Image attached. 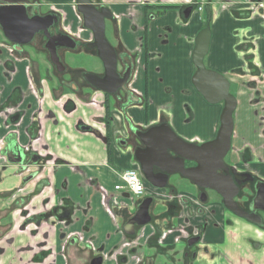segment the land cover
I'll return each mask as SVG.
<instances>
[{
    "label": "crops",
    "instance_id": "obj_1",
    "mask_svg": "<svg viewBox=\"0 0 264 264\" xmlns=\"http://www.w3.org/2000/svg\"><path fill=\"white\" fill-rule=\"evenodd\" d=\"M34 1L43 8L62 11L65 29L79 31L81 21L74 0ZM95 1L112 13L110 40L120 41L136 55L130 89L141 99L117 107L100 92L61 96L55 83L43 75L42 69L50 68L45 54L36 52L38 58L27 51L17 54L0 42V264H89L100 254L103 264H131V259L120 258L142 256L148 240L162 234L161 238L166 237L162 243L172 245L178 232L166 236L161 220L138 228L135 238L126 242L119 220L131 213L132 198L114 187L121 183L126 169L137 165L130 148L119 140L162 117L188 142L203 143L216 135L222 104L210 105L191 82L195 71L191 54L203 19L194 7L184 18L182 8L193 0ZM214 1L204 64L235 87L230 158L237 162L248 149L250 163L242 166L264 179V20L250 18L245 4L233 2L244 0H229L224 5ZM151 6L174 7L160 9L146 20L144 12ZM85 32L81 34L86 38ZM253 38L254 71H260L263 79L256 82L255 77L235 73L245 66L236 47L243 48ZM17 113L19 118L12 119ZM82 125L90 129L84 130ZM22 148L27 149L26 155L14 162L9 152ZM34 155L37 161L30 163ZM109 198L118 203L114 216ZM21 203L24 216L13 209ZM67 205L71 208L68 219L59 220ZM209 210L198 214L191 203L182 210L187 214L186 223L175 220L176 230L208 220L203 224L201 242L207 251L201 264H264V245L257 250L249 243L255 239L250 224L228 226L225 212L216 206ZM162 214L160 211V219ZM29 215L47 220L29 222Z\"/></svg>",
    "mask_w": 264,
    "mask_h": 264
},
{
    "label": "flooded vegetation",
    "instance_id": "obj_2",
    "mask_svg": "<svg viewBox=\"0 0 264 264\" xmlns=\"http://www.w3.org/2000/svg\"><path fill=\"white\" fill-rule=\"evenodd\" d=\"M193 0V4H188L183 6L182 11L189 5L192 6V8H195ZM16 3H22L26 7V12L28 17L38 15V16H48L46 17L47 22V28L45 30H40L34 34L32 39L27 44H17L9 41L2 32L1 26H0V40H2L3 43L8 44L12 51L19 54L21 52H26L27 48L30 47L31 52H38L45 54L47 57L48 63L50 65V75L47 78V74H45L46 79H50V81L55 83L56 89L60 94H62L65 90V88H68L72 90L73 93H82L84 94L85 91H89L91 93L94 92H100L105 97H109L112 99V102L115 106L119 107L123 104L132 103V102H139L141 97L135 94L130 89V82L132 79V75L135 69V62H136V55L134 53L128 52L123 46L120 44V41H118V44L111 42L107 39L106 33L105 37L108 40V42L112 45L115 52V58H116V73L118 74V77L121 79L123 76L128 75V78L126 82L124 83V86L118 87L117 90L113 94L105 93L102 91H99L95 89L94 86H92L85 78L86 74H94L99 77H102L104 75V65L103 62L100 60V58L97 56L96 49L94 47H90V45L93 43L94 38L91 31L84 28L81 21V16L76 10V1L74 0L73 8L76 12L77 16L79 17L81 24L79 26V31L76 33H71L67 29H65V22L63 20L64 14L62 11L56 9V8H43L37 1L34 0H0V7L2 5L7 4H16ZM91 3L97 8L100 9L101 5L97 3L95 0H91ZM206 12V11H205ZM211 13V9H210ZM112 15V13H111ZM153 15L147 16V19L152 18ZM112 17L110 19H105V27L106 23H110L111 26L112 23ZM205 28V27H203ZM83 31H86L88 33V37H83L81 34ZM85 32V33H86ZM63 35L70 36L75 42L76 45L73 48H69L66 46H60L56 45V52L59 56V60L61 61L62 65L64 66V69L62 71L57 70L56 66L51 63L49 59L48 49L47 46H52L53 43H55L57 40L60 42H64L63 37H59ZM59 37V38H58ZM117 41V40H116ZM75 55H82L87 58L89 61L88 67H84L85 65H79L76 67H70L67 64V58H73L72 56ZM77 56V57H78ZM87 61V62H88ZM196 69V68H195ZM230 83V82H229ZM231 93V92H230ZM234 95V94H232ZM63 96V94L61 95ZM60 96V97H61ZM236 98V97H235ZM70 101V100H69ZM69 101L66 102V106H68ZM71 103V102H70ZM222 104V103H221ZM106 107V105H105ZM223 107V105H222ZM234 113V112H233ZM12 119H18L19 114H13ZM105 128L106 127V120L104 121ZM167 122L165 119L163 120V117L160 118L159 121L156 123L147 126L144 129L135 128L133 130V133L130 134V136H127L124 139H120L119 142L123 146H127L130 148L132 152L133 162L137 165V168L140 170V166L138 162L136 161L134 157V152L137 148H144V144L140 141V138L138 136V132H145L149 127H152L154 125H159L161 123ZM168 123V122H167ZM84 130H89L90 127H87L86 125L81 126ZM232 137V136H231ZM195 144H200L196 141H189ZM106 143L108 142V137H106ZM23 149V150H22ZM17 149L15 151H11L10 156H13L14 162H20L22 161V158L24 157V152L27 150L26 148ZM28 152V151H27ZM232 152V146H230V149L228 153L224 157V163L226 166L229 167V171L236 172L234 179L235 183L238 187V191L233 197L234 203L237 205V207L245 211L249 214H256L260 219V224H254L242 217H239L235 215L233 212L228 210L224 204L223 199L221 195H219L215 190L210 188H203L200 186L194 185L191 181L188 180L191 187L194 188V191H192V194H184L179 191H175L178 188L177 183H181L180 179H185L181 177L179 174H173L169 175L167 179L166 186L164 188H155L150 185V190H146V192L143 195L135 196L130 195L132 198L131 201V213L122 220L121 223V229L123 225L134 215L136 212L138 205L141 203V201L145 198L150 197L152 199L150 206H149V214L151 216V221L148 224H151L152 226L156 225L158 220H161L163 224L165 225L163 233L165 232V235L168 236L170 234H173L175 232H178V235H175L173 237V244L172 245H166L163 244L165 238H161V235L159 238H156L154 241H147L146 246L144 247V251L142 256H131L127 257L126 255L122 256L120 259H123V261L127 262L129 259H131V264H201L200 260L205 258L203 254L205 255V252L207 251L206 244L203 245L202 236L204 233V225L208 223V220H205L203 223H200L199 225L195 226L194 228H191V226H181L179 229L178 226H176L175 220L177 218H180L182 223H186L187 221V214L186 212L182 211L184 206H189L191 203L194 204L195 209L198 214L204 213L206 209L209 207V211H214L215 206L220 208L223 212H225L227 215L224 218V223L228 226H233L236 222H233L232 217H235L242 222H246L247 224H250L251 226L255 227L256 229L263 228L264 227V211L261 209H254L253 208V198L256 194V183L257 181H263L264 179H261L257 176H255L247 167H244L242 165H246L250 163V152L248 149H244L242 154L238 157L237 162L232 161L230 158V154ZM229 154V158H227V155ZM170 155L172 153L170 152ZM6 157L3 156L2 160L4 162L7 161L5 159ZM36 155L32 156L30 159V163L36 162ZM5 164V163H4ZM196 162L194 161H188L185 160L184 167L190 168L195 167ZM136 167V166H135ZM155 172L158 171V169H154ZM218 172H222V170H219ZM141 177H143L142 172L140 171ZM173 176H178L177 180H171ZM121 179V178H120ZM179 179V180H178ZM145 180V178H144ZM187 180V179H186ZM170 187V189H168ZM157 190H164L163 193H157ZM196 196H194V195ZM190 198H189V197ZM196 198V200L194 199ZM203 198V199H202ZM160 203L162 208L161 212L162 218L160 219L159 212L156 210V204ZM112 204L114 205V208L112 207ZM108 205L110 206L111 214L112 216L115 215L116 207L118 206V203L115 202L113 198L108 199ZM205 205V207H204ZM24 204L21 203V206L14 205V211L18 212L19 216H24L26 213ZM69 208L68 205L63 207L62 213L65 214V209ZM23 209V210H22ZM71 209V208H70ZM28 214V213H27ZM28 217V216H27ZM59 217V216H58ZM68 217L62 221H66ZM27 221L29 222H35L39 223L41 221H44L40 216L38 215H29L27 218ZM180 222V223H181ZM147 225V224H146ZM145 226V225H144ZM144 226H136V232L134 235H126L123 230V234L127 236L125 238L126 242L127 240L134 239L135 236L138 234V231L140 227ZM258 235H261L258 233ZM163 242V243H162ZM250 245L255 249H260L264 244L262 241L259 240H251L249 239ZM133 253V252H132ZM211 256V254H210ZM100 257L102 259L101 264L104 262L103 256L97 255L91 258L89 261V264L91 263L92 259ZM203 257V258H201ZM119 262V261H118Z\"/></svg>",
    "mask_w": 264,
    "mask_h": 264
},
{
    "label": "water",
    "instance_id": "obj_3",
    "mask_svg": "<svg viewBox=\"0 0 264 264\" xmlns=\"http://www.w3.org/2000/svg\"><path fill=\"white\" fill-rule=\"evenodd\" d=\"M76 10L81 16L84 28L91 31L94 41L90 47L96 49L97 56L103 62L104 75L86 74V80L95 89L113 94L118 87L124 86L128 75L119 78L116 73V58L112 45L105 37V19L112 17L110 10L103 6L97 9L91 0H75ZM192 6H187L183 11L184 18H188ZM207 14L210 6L205 7ZM46 17L34 15L28 17L26 7L22 3L7 4L0 7V26L3 35L11 42L27 44L34 34L47 28ZM210 28H202L196 35L191 54L195 71L191 77L194 88L210 104L222 103L223 107L219 116V125L212 140L195 144L181 138L167 122L149 127L145 132H138L144 148H137L134 157L140 166L145 180L155 188H164L169 175L179 174L191 181L194 185L215 190L222 197L224 206L235 215L242 217L254 224H260L256 214H249L240 210L233 201L238 191L234 176L236 172L229 171L224 163V157L231 146L233 132V112L236 108V98L230 93V83L221 73L208 69L204 64V57L208 53L210 41ZM64 42L57 38L52 46H47L49 59L57 70L62 71L64 66L59 60L56 45L73 48L76 42L68 35ZM58 37V38H59ZM170 152L172 155H170ZM185 160L196 162L195 167L185 168ZM154 169H158L157 172ZM222 170V172H218ZM203 199V198H202ZM152 199L145 198L138 205L134 215L123 225L122 230L126 235H134L136 226H144L151 221L149 206ZM253 208L264 211V182L257 181L256 194L253 198ZM65 214L58 217L66 219L70 208ZM100 257L92 259L90 264H101Z\"/></svg>",
    "mask_w": 264,
    "mask_h": 264
},
{
    "label": "rangeland",
    "instance_id": "obj_4",
    "mask_svg": "<svg viewBox=\"0 0 264 264\" xmlns=\"http://www.w3.org/2000/svg\"><path fill=\"white\" fill-rule=\"evenodd\" d=\"M214 2H215L214 0H195L194 1V5L196 6V9L198 8L199 4H201V11H199L201 13H199V16H200L201 19H203L202 25H204L205 16H206V13L204 11V7H206L208 5V6H210V9H211L212 6L214 5ZM228 2H231V1H229V0H219V3H221L223 5L225 3L228 4ZM233 2H234V4H237V3H241V5L242 4H245L248 7V11L247 12H248V15H249L250 18H252L253 16H257V17L259 16L260 18H262L264 20V0H244V1H233ZM51 8H53V7H51ZM228 8H230V7H228ZM236 14H238V13L236 12L235 15ZM212 16L213 15L210 14V16H209L210 19H208V22H209L208 27L209 28H210V22H211ZM63 19H64V16H63ZM111 29L113 30V26H111ZM109 30H110V23H106L105 33H106L107 39L110 41L111 36H110ZM254 41L255 40L253 38L252 40L245 41V43H244L245 45H244L243 48L236 47V50L238 52V55L244 61V63H245L244 65L245 66H244V69H242V70L241 69L240 70H236L235 73L242 74V75L245 74V75H248V76L255 77L254 79H255V82H256V80H259L260 81V80H263V79H262V74H261L260 71H256V72L254 71V67H256L255 64H254V61H255V43H254ZM0 42H2V40H0ZM29 50H31L30 47L27 48V53L28 54H31V55H33L36 58L39 57L38 54H36L35 52H31ZM77 56L78 55L72 56L73 58H69V59L67 58V64L70 67H76V66H79V65H85L84 67H88L89 61L87 60V58L84 57V56H82V55H80L78 57ZM46 70H43L42 69V72L46 73L47 74V77H49V75H50V68H48L47 71ZM44 73H43V75H45ZM249 85L252 86V84H249ZM234 89H235V87H233V86L231 87L230 86V92H231V94L234 93ZM62 94L71 95V94H73V92L68 87V88H65V90H64V92ZM200 96L202 97L201 94H200ZM210 105H220V103L210 104ZM1 158H3V156H1ZM227 158H229V154L227 155ZM177 177L176 176H173L171 178V180L172 181L173 180L175 181V180H177L176 179ZM143 180H144V178H143ZM180 182L181 183L178 182V184H177L178 185V188L175 190L176 192L179 191V190H181V191H186V192L192 193V191H194V188L191 187V185L188 182V180H186V179H180ZM144 183H145V186L146 187L147 186H150V184L146 180H144ZM195 197H194V199L196 200ZM204 207H205V205H204ZM161 208H162L161 204L160 203H157L156 204V210L155 211H160ZM45 220H47V219H45ZM232 220H233V222H237V223L238 222H241V223H243L241 220H239V219H237L235 217H232ZM119 221L121 222L122 220H119ZM245 223L246 222H244L243 224L246 226ZM245 226H243L244 229H245ZM249 226H250L249 228H251L252 230L255 231V233H251V231H250V234H252L254 236V238H255L254 240L262 241L263 244H264V227L263 228L256 229L255 227H252L251 225H249ZM257 233H259L261 235H258Z\"/></svg>",
    "mask_w": 264,
    "mask_h": 264
},
{
    "label": "built area",
    "instance_id": "obj_5",
    "mask_svg": "<svg viewBox=\"0 0 264 264\" xmlns=\"http://www.w3.org/2000/svg\"><path fill=\"white\" fill-rule=\"evenodd\" d=\"M198 11H201L199 4ZM121 183L114 187L115 190H124L130 195L140 196L146 192V186L137 167L126 169L121 175Z\"/></svg>",
    "mask_w": 264,
    "mask_h": 264
},
{
    "label": "trees",
    "instance_id": "obj_6",
    "mask_svg": "<svg viewBox=\"0 0 264 264\" xmlns=\"http://www.w3.org/2000/svg\"><path fill=\"white\" fill-rule=\"evenodd\" d=\"M172 7H174V6H151V8H150V10H145V12H144V14L146 15V20H147V16H149V15H154L155 13H157L158 11H161L160 9H166V8H172ZM180 7V6H179ZM147 8V7H146ZM148 9V8H147ZM183 9V8H182ZM205 11V10H204ZM206 13V12H205ZM210 14L211 13H209V14H207L206 13V16H205V22H204V25H203V27H207L208 26V24H209V22H208V19H210L209 18V16H210ZM70 107V106H69ZM66 109H68V106H66ZM105 109H106V113H107V111H108V107H107V105H106V107H105ZM106 127L108 128L109 126H108V124H107V122H106ZM250 243V242H249Z\"/></svg>",
    "mask_w": 264,
    "mask_h": 264
}]
</instances>
